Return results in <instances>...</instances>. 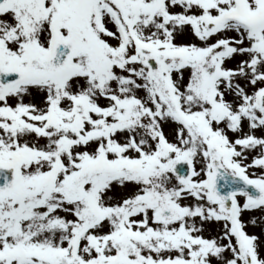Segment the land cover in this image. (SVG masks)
<instances>
[{
	"label": "snow or ice",
	"instance_id": "obj_1",
	"mask_svg": "<svg viewBox=\"0 0 264 264\" xmlns=\"http://www.w3.org/2000/svg\"><path fill=\"white\" fill-rule=\"evenodd\" d=\"M0 264H264V0H0Z\"/></svg>",
	"mask_w": 264,
	"mask_h": 264
}]
</instances>
